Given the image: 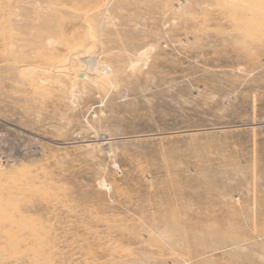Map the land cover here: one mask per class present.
<instances>
[{"label": "rangeland", "instance_id": "1", "mask_svg": "<svg viewBox=\"0 0 264 264\" xmlns=\"http://www.w3.org/2000/svg\"><path fill=\"white\" fill-rule=\"evenodd\" d=\"M0 264H264V0H0Z\"/></svg>", "mask_w": 264, "mask_h": 264}, {"label": "bare ground", "instance_id": "2", "mask_svg": "<svg viewBox=\"0 0 264 264\" xmlns=\"http://www.w3.org/2000/svg\"><path fill=\"white\" fill-rule=\"evenodd\" d=\"M93 59V58H92ZM84 60H82V62H83ZM88 61H89V59H88ZM91 61V60H90ZM94 61V60H93ZM95 62V61H94ZM85 64H89V65H91L92 66V68L94 69V67H96V63H94V66H93V63L92 62H86V58H85ZM89 65H87V67L89 66ZM90 67V66H89ZM90 69H91V67H90ZM96 69V68H95ZM92 70V69H91ZM91 72V71H90ZM80 76H82L84 79L85 78H87L86 77V75L84 74V73H82V74H80Z\"/></svg>", "mask_w": 264, "mask_h": 264}]
</instances>
